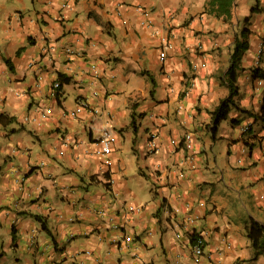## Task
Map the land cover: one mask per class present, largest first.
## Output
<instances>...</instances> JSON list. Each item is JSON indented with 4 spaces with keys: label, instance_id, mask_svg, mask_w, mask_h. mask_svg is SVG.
Here are the masks:
<instances>
[{
    "label": "crops",
    "instance_id": "obj_1",
    "mask_svg": "<svg viewBox=\"0 0 264 264\" xmlns=\"http://www.w3.org/2000/svg\"><path fill=\"white\" fill-rule=\"evenodd\" d=\"M206 2L0 0V264H264V0Z\"/></svg>",
    "mask_w": 264,
    "mask_h": 264
},
{
    "label": "trees",
    "instance_id": "obj_2",
    "mask_svg": "<svg viewBox=\"0 0 264 264\" xmlns=\"http://www.w3.org/2000/svg\"><path fill=\"white\" fill-rule=\"evenodd\" d=\"M207 11L216 17L229 19L232 11L236 5V0H207ZM246 32V29H244ZM248 47L247 34L244 33L240 40H237L234 45V51L231 54L230 67L228 68L225 76V83L229 89L228 96L222 98L214 110L211 111V124L212 128H217L222 119H225L232 107H236L237 103L235 96L238 92L235 83L236 70L240 66L243 53ZM256 76L264 77V74L258 73V69H254ZM11 120L4 114H0V122ZM248 238L253 248V257L256 258L258 254L264 252V225L259 223H252L248 229Z\"/></svg>",
    "mask_w": 264,
    "mask_h": 264
},
{
    "label": "built area",
    "instance_id": "obj_3",
    "mask_svg": "<svg viewBox=\"0 0 264 264\" xmlns=\"http://www.w3.org/2000/svg\"><path fill=\"white\" fill-rule=\"evenodd\" d=\"M161 55L164 56V53L162 52ZM58 85H59V82H58V81H55V82H54V87H57ZM77 103H78V105H77V106H78L77 109H80L81 107H84V106L86 105V102L83 101V100H79ZM248 127H249L248 124L243 125V126H242V130H243V131H244V130H247ZM98 143H99V146H100V148H99V149H100L99 152H100L101 154H103V155H106V154L110 151V148H111L110 138H109V136H108V134H107L106 132H104L103 135L100 137ZM106 162H108L107 159H106ZM194 251H195L196 253H198V254L201 253L202 250H201V247H200L199 244L196 245Z\"/></svg>",
    "mask_w": 264,
    "mask_h": 264
},
{
    "label": "rangeland",
    "instance_id": "obj_4",
    "mask_svg": "<svg viewBox=\"0 0 264 264\" xmlns=\"http://www.w3.org/2000/svg\"><path fill=\"white\" fill-rule=\"evenodd\" d=\"M250 1V0H249Z\"/></svg>",
    "mask_w": 264,
    "mask_h": 264
}]
</instances>
